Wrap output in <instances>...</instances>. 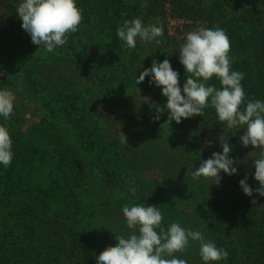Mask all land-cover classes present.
I'll return each mask as SVG.
<instances>
[{
  "label": "trees",
  "instance_id": "obj_1",
  "mask_svg": "<svg viewBox=\"0 0 264 264\" xmlns=\"http://www.w3.org/2000/svg\"><path fill=\"white\" fill-rule=\"evenodd\" d=\"M163 1L178 17L223 29L232 70L244 73L246 98L264 101V0ZM19 2L0 0V89L24 95L15 101V115L25 104L41 112L31 125L14 114L8 121L14 156L9 167L0 166V264H96L100 253L115 247V235L128 232L121 210L142 201L161 208L165 227L179 222L224 248L228 258L218 264H264V205L256 193H233V175L221 172L215 183L193 180L192 169H185L202 153L191 129L221 124L214 109L168 125V112L155 110L166 98L147 78L141 86L154 104L118 99L135 92L127 90L141 74L137 68L145 69V57L126 49L116 29L124 20L145 21L162 0L146 6L145 0H77L78 31L53 53L20 34ZM181 44L167 59L182 87L188 74L179 62ZM153 62L159 63L147 66ZM208 83L220 87L215 78ZM119 130L127 146L120 145ZM205 132L207 140L219 141L218 132ZM186 135L184 153L176 146ZM190 244L178 255L202 264L199 243Z\"/></svg>",
  "mask_w": 264,
  "mask_h": 264
},
{
  "label": "clouds",
  "instance_id": "obj_2",
  "mask_svg": "<svg viewBox=\"0 0 264 264\" xmlns=\"http://www.w3.org/2000/svg\"><path fill=\"white\" fill-rule=\"evenodd\" d=\"M146 3L147 0L145 6ZM16 15L31 42L38 48L43 46L49 53L64 46L68 36L78 31L83 19L77 0H20ZM116 34L128 50L135 49L138 40L150 43L164 38L162 25H145L139 17L124 20ZM229 53L230 40L223 29L198 27L186 33L180 45L179 62L188 74L182 87L179 73L168 59L153 62L150 68L135 77V83L140 85L147 78L149 87L160 89L166 103L163 107L155 106V110L157 113L168 112V125L197 115L202 117L206 108H212L226 128L243 130L239 137L241 146L251 145L258 150L251 165L258 187L252 189L247 176L239 181V187L246 196L252 197L255 192L264 197V101L246 98L241 83L244 73L232 70L234 58ZM213 78L219 81V88L208 83ZM15 101L12 90L0 89V166L3 168L11 165L14 156L8 121L14 112ZM159 118V115L154 117ZM118 136L120 145L127 146V138L120 130ZM221 147V152L213 153L195 170L192 165L193 180L214 178L218 183L221 172L236 175L234 165L247 162L230 158L231 146L226 141ZM128 192L135 196L136 189L129 188ZM121 216L127 234L115 235V247L100 253L96 264H188V260L178 254L184 253L191 246L190 242L199 243L198 256L202 264H218L228 258V252L217 247L213 240L206 239L200 230L183 227L179 222L165 227L164 214L156 205H147L143 201L133 203L121 210Z\"/></svg>",
  "mask_w": 264,
  "mask_h": 264
},
{
  "label": "rangeland",
  "instance_id": "obj_3",
  "mask_svg": "<svg viewBox=\"0 0 264 264\" xmlns=\"http://www.w3.org/2000/svg\"><path fill=\"white\" fill-rule=\"evenodd\" d=\"M247 1V0H246ZM148 11V10H147ZM153 13L150 11L149 14H147L146 16H144V20L146 18L145 21H143V23L145 25L148 24H156L159 23L160 25L163 26V30H164V38L162 40L159 41H153V42H141V41H137V46L136 49L140 52L144 54V59L143 61H145V69H148L149 67L147 66L148 63H151V61H158L161 62L164 59L173 57V54L175 52V49L178 45V43H183L184 42V37L186 35V33L190 32V31H194L195 29H197L198 27H202L200 21H194L192 22V20H188L185 19L183 17H178L176 14H174V12L171 9V6L169 4L168 1H163L158 3L156 6H154L153 8ZM5 13V8L3 7V5L0 4V17L2 15H4ZM22 29V28H20ZM20 34H22L23 36H29L24 30H20ZM30 37V36H29ZM31 40V39H30ZM69 40V37H68ZM74 42H78L77 39H73ZM69 43V42H68ZM74 43V44H75ZM32 45H34L32 43ZM37 46V45H34ZM38 47V46H37ZM143 59V57H142ZM141 66V65H140ZM136 67V66H135ZM142 67V66H141ZM137 68V67H136ZM140 68V67H139ZM138 73H142L144 70L138 69ZM0 77L4 78L5 77V71L4 70H0ZM145 83V82H143ZM137 85L134 82V85L129 87L127 91H135L133 94H127L126 96H124L123 94H119L118 95V99L121 101L129 99L134 102V103H138L140 101H145V100H150L149 102L151 104H154L155 101L154 99L151 97V93L150 91L146 90L143 86ZM139 89V91H138ZM15 94L16 99L18 98H23L24 99V95L22 94ZM24 104V103H23ZM18 110H17V115L13 114L20 120H23L25 125H31L33 124V122L35 121V116L37 115V113L40 114L41 110L38 108H36L34 105L30 106V105H22L21 108H19V106L17 105ZM168 118V117H167ZM171 126L175 125V122L172 121L170 122ZM202 125V124H201ZM204 127L206 128V130L208 129V133L210 132H218L219 135V141L218 142H214L211 139H206L207 137V132L204 131L203 126H197L196 129H191V133L195 135V139L197 141V147H201L202 148V153L201 154H194L195 156V160H191L189 159L188 161L190 162V164L192 163V165H195L196 160H198V164H196V166H193V169L198 168L200 163L204 160L209 159L213 153H219L222 151V147L221 145L226 141L230 146H231V152L229 153L230 158H232L233 160L236 161H247L246 163H236L234 166L237 168V174L233 175L234 178L236 179V182L234 183V185H230L232 187V192L233 193H240L242 192L239 187V181L241 179H244V177L247 175L248 172H250V170L252 171L253 168L251 167L252 165V160L254 159V154H256V150H254L252 148L251 145H249L247 148L242 147L241 146V142L239 140V137L242 135L241 133H239V131H236V129H228L226 128L223 124L218 125L217 127H212L209 124L205 125ZM174 131L176 130L174 127L172 128ZM218 130V131H217ZM236 131V132H235ZM235 132V133H234ZM179 133V132H178ZM186 139H183L179 142H177V146L176 148H178L179 150L184 149V153H186L188 150V146H189V140L188 138L190 137L189 135L185 136ZM208 151V152H204V151ZM186 156V154H185ZM185 169H192L191 167H187ZM253 173V172H251ZM247 183L248 185L252 188L255 189L258 187V182L255 181L253 179V175L252 178H248L247 179ZM257 199H258V203L259 205L263 206L264 205V197L259 196L256 193Z\"/></svg>",
  "mask_w": 264,
  "mask_h": 264
}]
</instances>
